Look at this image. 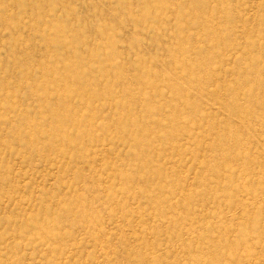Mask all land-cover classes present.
Returning a JSON list of instances; mask_svg holds the SVG:
<instances>
[{
  "label": "rangeland",
  "instance_id": "obj_1",
  "mask_svg": "<svg viewBox=\"0 0 264 264\" xmlns=\"http://www.w3.org/2000/svg\"><path fill=\"white\" fill-rule=\"evenodd\" d=\"M0 264H264V0H0Z\"/></svg>",
  "mask_w": 264,
  "mask_h": 264
}]
</instances>
